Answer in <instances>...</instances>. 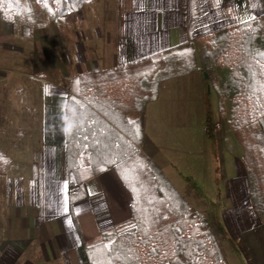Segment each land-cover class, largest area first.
Returning <instances> with one entry per match:
<instances>
[{
  "label": "trees",
  "instance_id": "obj_1",
  "mask_svg": "<svg viewBox=\"0 0 264 264\" xmlns=\"http://www.w3.org/2000/svg\"><path fill=\"white\" fill-rule=\"evenodd\" d=\"M93 0H0L1 19L33 31ZM206 74L225 149L243 164L247 196L264 224V14L140 60L73 75L64 106V155L72 205L89 179L113 170L130 194V219L82 247L88 264H227L206 218L142 150L146 104L160 83ZM11 158L0 146V163ZM187 179V178H186Z\"/></svg>",
  "mask_w": 264,
  "mask_h": 264
},
{
  "label": "crops",
  "instance_id": "obj_2",
  "mask_svg": "<svg viewBox=\"0 0 264 264\" xmlns=\"http://www.w3.org/2000/svg\"><path fill=\"white\" fill-rule=\"evenodd\" d=\"M88 7V12L82 8L64 16L60 28L75 24L83 31L81 38L66 42L69 54L66 61L70 69H75L73 75L131 63L264 14V0H94ZM58 31L50 38L53 48L63 45V38L56 36ZM36 37L42 38L41 34ZM206 82L203 73L192 72L160 83L157 98L146 104L141 150L189 206L202 214L209 210L216 218L219 215L224 234L221 233V241L212 231L227 264H264V224L248 199L244 166L217 138L214 141L221 162L219 179L217 184L213 183ZM66 95L67 92L63 98L57 96L47 105L53 117H61L62 125L57 128L55 121L51 128H46L43 152L30 163L32 178L23 187L19 184L18 204L33 207L29 213L30 219L33 218L31 229L37 230L35 238L21 233V227L19 236L3 237L0 264H15L29 250L32 241L46 263L88 264L82 243L130 219V194L113 170L86 181V197L70 209L69 185L75 180L66 169L64 155ZM190 128L196 129L201 148L200 152H191L195 154L190 157V165L201 164V172L197 170L187 179L196 181L194 190L199 196L190 197L201 200V204L188 201L174 186L170 175L172 169L184 166L181 158L185 156L181 155L188 153L186 148L191 149L187 147L191 142L186 140ZM57 145L64 155L59 168L54 167L55 154H52L57 155L58 151L51 149ZM205 188L207 193L203 191ZM59 206L70 220V230L63 234V227L54 223ZM18 214L22 213L18 211ZM224 247L233 254V259Z\"/></svg>",
  "mask_w": 264,
  "mask_h": 264
},
{
  "label": "rangeland",
  "instance_id": "obj_3",
  "mask_svg": "<svg viewBox=\"0 0 264 264\" xmlns=\"http://www.w3.org/2000/svg\"><path fill=\"white\" fill-rule=\"evenodd\" d=\"M92 3L82 7L83 11L88 12L90 10L88 6ZM56 27L54 24H49L45 28L33 31L24 28L16 29L10 23L3 21L0 15V146L11 158L9 164L0 163V252L3 237L19 236L21 230V233L24 231L28 238H35L34 232L37 231L31 229L33 218L30 219L29 211H32L33 207L27 204L20 207L18 204L19 184L23 187L32 178L30 163L43 152L46 128H51L55 121L58 125L57 128L62 125L61 117H53L48 112L47 105L55 101L57 96L60 98L65 96L69 80L75 71L67 65L66 59L69 54L66 42L74 37L81 38L83 34L82 28L75 24L63 27L59 31ZM57 31L59 35L56 36L63 38V45L53 48L50 46V38ZM36 34H41L42 38L36 37ZM207 82L210 84L211 81L207 79ZM205 94L212 153L210 170H212L213 183L217 184L221 159L220 150L214 138L215 140L217 138L218 142L222 141L223 144L222 128L217 111L216 96L210 87L209 92L206 88ZM186 136L188 143L191 142V144H187V147H191V149L186 148L188 153L181 155L185 156L181 158L184 161V166L179 170L172 169L170 175H172L174 186L181 194L185 195L188 201L192 204L195 202L201 204V200H196V197L199 196L195 192L196 181L188 180L191 179L189 176H193L197 170L201 172V164L196 167L190 165V157L195 154L191 152L197 153L201 150L199 136L195 128L188 129ZM51 149L59 150V146H53ZM52 154H55L56 164L54 167L59 168L63 161V150L62 153L58 151L57 155L56 152H52ZM189 165L193 168L191 169ZM174 178H177L179 183L175 182ZM69 187L70 192H73L74 183ZM203 191L207 193V188ZM191 194L197 196L190 197ZM203 201L210 204L208 199ZM59 207L60 210L54 218V223L58 227H63V234L70 230L68 228L70 220L64 215L61 206ZM18 211L22 214H18ZM26 213L27 218L24 219ZM202 215L221 241L220 236L223 232L220 228L219 215L217 214L216 218L214 212H209V210H204ZM32 242H30L29 250L15 264H63L61 261L44 262L36 248V242ZM224 249L229 258L233 259V254L228 252L225 247Z\"/></svg>",
  "mask_w": 264,
  "mask_h": 264
},
{
  "label": "water",
  "instance_id": "obj_4",
  "mask_svg": "<svg viewBox=\"0 0 264 264\" xmlns=\"http://www.w3.org/2000/svg\"><path fill=\"white\" fill-rule=\"evenodd\" d=\"M204 77L207 79L206 74H204ZM206 88H207V92H209V87H206Z\"/></svg>",
  "mask_w": 264,
  "mask_h": 264
}]
</instances>
